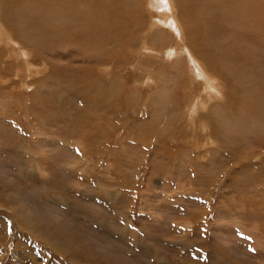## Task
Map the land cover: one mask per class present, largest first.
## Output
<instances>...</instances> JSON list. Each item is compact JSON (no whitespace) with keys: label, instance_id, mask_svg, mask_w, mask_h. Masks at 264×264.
<instances>
[{"label":"rangeland","instance_id":"rangeland-1","mask_svg":"<svg viewBox=\"0 0 264 264\" xmlns=\"http://www.w3.org/2000/svg\"><path fill=\"white\" fill-rule=\"evenodd\" d=\"M181 3L176 14L165 0H120L138 17L117 47L66 33L42 53L23 30L35 48L0 42V264H264V147L245 151L264 143V120L201 93L213 66L229 73L211 76L223 94L235 87L242 101L254 86L186 44ZM223 8L203 0L193 16ZM90 27L78 13L69 30ZM168 46L183 47L181 63ZM19 48L30 72L9 54ZM199 95L209 114L200 108L193 133L186 108ZM206 121L212 132L201 131ZM240 124L253 139L237 140Z\"/></svg>","mask_w":264,"mask_h":264},{"label":"bare ground","instance_id":"bare-ground-1","mask_svg":"<svg viewBox=\"0 0 264 264\" xmlns=\"http://www.w3.org/2000/svg\"><path fill=\"white\" fill-rule=\"evenodd\" d=\"M79 1L85 2L84 5L79 6L77 3V0H0V2H1L0 3V22L2 23V26H0V42L3 43L4 42L3 38L6 37V40H5L6 45H10L12 43L14 45L18 44L19 47H22L20 45L25 46L23 44L25 42L20 37H18V33L21 30H23L25 32V34L29 33L32 36L39 37L37 39L38 42H37L36 48H38L39 52L43 53V51L45 49H47V46H49L50 43L52 41H54L57 37H59L60 35L69 33V34L73 35L74 41H78L81 38H84L85 40L88 41L87 44L89 42L90 43L95 42V43H97L98 47H102V48L107 49L108 46L114 47L116 45L122 44L121 38H120L121 36L118 37V35H121V33H123L124 29L125 30L127 29V33H130V34H131V32L134 31V27L132 25L136 22V19L138 17V15H137L138 12L136 11V9L131 10L128 7V5L127 6L126 5L118 6L120 3V0H119V2H117L118 5L114 4L113 0H79ZM166 1H167L168 5L169 4L171 5V8H172L171 11H173L176 14L179 11L178 7L180 8L182 6L181 1H188L189 2V7H185V6L183 7L185 9V10L183 9V11L187 17L186 20L183 19L185 21V24L182 23L181 19L178 17L179 13L176 17V22H178V24L180 26V30L182 31L184 38L186 37L185 38L186 44L188 43V40L190 39L188 46L196 49L195 51H197V56L200 59H202V61L204 59H207L208 61L211 60L212 62L209 64L210 66H213L212 64L214 62H220L221 63L220 65H222L226 68H229L228 71H231V74H233L232 76H235V77L239 76L241 78V80L244 82H246V78H248L247 82L251 83L254 86V89H252V91H254V92L248 96L246 95L247 97H245L244 99L242 98L243 99L242 101L240 100L239 96H238L239 97L238 99L235 97L236 96L235 94L237 91V89L235 90V87L233 88V90H229L228 93L223 94V92L219 90L217 85L213 84L214 81H216V78L215 77L212 78L211 76L213 75V73H215L220 77V78L218 77L219 79L223 80L224 77L222 78L221 76H225V77H227L228 80H230V77L228 76L229 73L223 72L222 66H221L222 68H217V67L215 68V66H213L214 69L207 67L209 74H206V76H204V78L209 80V81L203 82L204 89L201 90V93L203 92L204 95L210 101H214V100H211L209 98L210 95L214 93V95L216 97L215 99L221 101V103H218L216 105L219 108H224L227 105L239 104L242 108L241 118L243 120L246 119L249 122V121L253 120V118H254L256 120L263 121L264 120V0H212V1L216 2L217 6H219V4L220 5L222 4V6H224L222 12L214 14V16L212 18H206L200 14H196L193 16L194 13H199L198 12V6L203 2V0H166ZM177 5H178V7H177ZM3 7H4V9H6L5 15L3 13L4 11L2 12ZM209 7L211 8V6H209ZM181 9H182V7H181ZM217 11H218V9H217ZM78 13H89L93 19L94 27H90L89 29L82 30L80 32L69 30V26L71 25L72 22L75 21ZM169 16L170 15L166 14L165 18L169 19ZM115 18L118 19L117 22L114 21ZM8 20H10V21L6 22ZM125 23L127 25H125ZM128 25H131L130 28L127 27ZM2 28H5V29L10 28L12 30V35L10 34V36H8V35L4 36V32H3ZM176 28H177V26H176ZM23 31H21V32H23ZM134 33H136V32H134ZM111 34H113V36ZM135 35L136 34H134V36ZM146 35H148V34H146ZM136 36H135V38H136ZM187 36L189 37V39ZM129 38H130V36H129ZM199 39H201L203 41V43L208 42L207 46L208 47L211 46V48L208 49L207 46L203 45L200 41H198ZM27 40H28L27 43H25V44H27L26 46L30 45V46L35 48V46H36V44L34 43L35 40L34 41L32 40L33 42L31 41V38H28ZM102 41H104V42H102ZM29 42H32L33 44L29 43ZM143 45H144V47H146L145 44H143ZM112 47H110L109 49H111ZM176 48L177 47H169V50L174 51L175 62L181 63L180 60L179 61H177V60L179 59L180 56H182L183 47L181 49L180 48L176 49ZM70 49L73 50L72 48H70ZM210 50L212 51L213 54L211 53ZM55 51H53V53H55ZM10 52L11 53H9V54L11 56L13 55L14 57L19 58V59H20V57L23 58V55H24L23 62L28 65V69H29L28 72H30L31 68L34 67L31 64L33 59L32 58L30 59V56L28 57V54L26 52H24L21 48H19L18 51H10ZM84 53H85V51H84ZM20 54H22V55H20ZM86 55H88V54L86 53ZM236 55L239 57L236 58ZM55 57H56V55H55ZM83 57L85 58V56H83ZM16 60H18V59H16ZM85 62H86V60H85ZM2 63H4V62H2ZM175 65L173 67H175ZM18 66H19V63H18ZM40 66L41 67H39V69L42 68V65H40ZM39 69H37V70L39 71ZM196 69H197L198 75H200V71H199L198 66L196 67ZM193 71H194V69H193ZM22 72H24V71H22ZM190 72L187 74H190ZM246 75H249L251 77L246 76ZM194 76H195V74H194ZM70 79H71V77H70ZM194 79H195V82L196 81L198 82L197 76H195ZM2 80H3V78H2ZM192 82H194V81H192ZM78 83H77V85H78ZM192 84H193L192 89L194 90V86H195L194 84L195 83H192ZM248 85H250V84H248ZM246 87H248V86H245V88ZM201 88H202V86H201ZM228 88H230V87H228ZM247 91L248 90H246L245 92L247 93ZM234 92H235V94H234L235 96L233 95ZM67 95H68V93H67ZM206 97L199 95L197 98L196 97L191 98L190 99L191 103H189L187 108H186V113L188 115H190L191 120H192V124H191L190 128L192 129L193 133H195V131L198 130V127L194 126V125L196 123V120L198 119V116L201 115L200 111H199L200 108L203 110H207V114H209V110L206 107V104H207V100L205 99ZM212 97L213 96H211V98ZM56 105H57V103H56ZM218 107H216V108H218ZM227 117H228V115H227ZM208 119H209V117H208ZM222 120L226 121L223 118H222ZM209 121H210V119H209ZM213 121H215V120H213ZM217 121H219V120H217ZM243 122H241V123H243ZM248 122L246 124H248ZM225 124H226V122H225ZM246 124H240V126L238 127V131L236 132V135L240 136V138L237 137V140L243 141L244 138H247V140L249 141L250 139L254 138V137L253 138L250 137V135H247L249 133V130L245 129ZM200 128H201V131L202 130L204 131L206 129L207 131L211 130V132H212V127L210 126L208 121H206L205 124L201 125ZM208 128H210V129H208ZM226 133H227V131H226ZM263 133H264V130H263ZM205 134H206V136L212 137V135H210L209 132L205 133ZM228 135L229 134H227V136ZM232 136H234V135H232ZM226 137H224V139H223L224 142L227 141V139H228ZM225 138H226V140H225ZM194 139H195V137H194ZM230 139H228V140H230ZM212 142L214 143L213 140H212ZM262 147H264V143L256 144V139H255V142L253 144L251 143L250 148L248 150H245V151L247 153H250V152H253L252 150H256V149L262 148ZM231 149L229 151H231ZM24 151H25V152H23L24 155H31V157H33L35 160H39V159L42 160L41 153H39V152L38 153H35V152L29 153V151L27 149ZM231 153H232V151H231ZM247 153H245V154H247ZM249 164H251V162H249ZM147 201H149V200H147ZM142 237H144V236H142Z\"/></svg>","mask_w":264,"mask_h":264},{"label":"snow or ice","instance_id":"snow-or-ice-1","mask_svg":"<svg viewBox=\"0 0 264 264\" xmlns=\"http://www.w3.org/2000/svg\"><path fill=\"white\" fill-rule=\"evenodd\" d=\"M165 2H166V0H165Z\"/></svg>","mask_w":264,"mask_h":264}]
</instances>
